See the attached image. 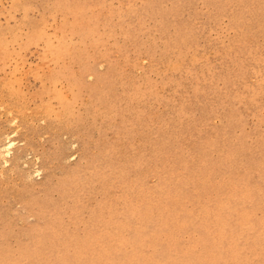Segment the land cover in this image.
Listing matches in <instances>:
<instances>
[{"label": "rangeland", "instance_id": "1", "mask_svg": "<svg viewBox=\"0 0 264 264\" xmlns=\"http://www.w3.org/2000/svg\"><path fill=\"white\" fill-rule=\"evenodd\" d=\"M0 264H264V0H0Z\"/></svg>", "mask_w": 264, "mask_h": 264}, {"label": "bare ground", "instance_id": "2", "mask_svg": "<svg viewBox=\"0 0 264 264\" xmlns=\"http://www.w3.org/2000/svg\"><path fill=\"white\" fill-rule=\"evenodd\" d=\"M9 140H10V139H9ZM9 140H8V141H9ZM8 144H9V145H12V142H11V141H9V143H8ZM8 148H9V147H8ZM8 148H7V149H8ZM6 154H8V153H6Z\"/></svg>", "mask_w": 264, "mask_h": 264}]
</instances>
